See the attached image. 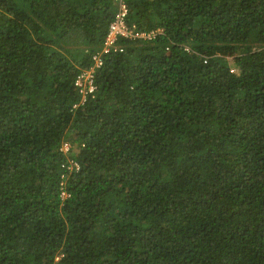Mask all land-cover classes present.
Here are the masks:
<instances>
[{
    "label": "trees",
    "instance_id": "16d2710c",
    "mask_svg": "<svg viewBox=\"0 0 264 264\" xmlns=\"http://www.w3.org/2000/svg\"><path fill=\"white\" fill-rule=\"evenodd\" d=\"M125 1L83 101L119 2L0 0V264H264V0Z\"/></svg>",
    "mask_w": 264,
    "mask_h": 264
},
{
    "label": "built area",
    "instance_id": "2783aa9c",
    "mask_svg": "<svg viewBox=\"0 0 264 264\" xmlns=\"http://www.w3.org/2000/svg\"><path fill=\"white\" fill-rule=\"evenodd\" d=\"M119 2L120 8L116 13L115 19L110 23L108 28V33L101 45V48L98 49L93 54V60L95 64L88 70L82 72L76 84L81 87V91L83 93V101L86 100V94L94 92L96 89L94 83V74L96 68L100 67L104 63V55L114 52V51H122L123 39L127 40H144V41H154L159 35L164 33V29L162 27H156L150 30H141L136 25H130L127 21L128 14V6L125 0H117ZM190 50L189 48H186ZM233 71V70H232ZM70 150L69 142H64L61 147V151L68 152ZM67 169L71 170L74 167L79 169V164L69 161L66 164ZM64 166V165H63ZM66 173L63 174V176ZM62 176V177H63ZM67 193L63 191V197H66Z\"/></svg>",
    "mask_w": 264,
    "mask_h": 264
},
{
    "label": "rangeland",
    "instance_id": "374dc122",
    "mask_svg": "<svg viewBox=\"0 0 264 264\" xmlns=\"http://www.w3.org/2000/svg\"><path fill=\"white\" fill-rule=\"evenodd\" d=\"M235 72V69H232Z\"/></svg>",
    "mask_w": 264,
    "mask_h": 264
}]
</instances>
